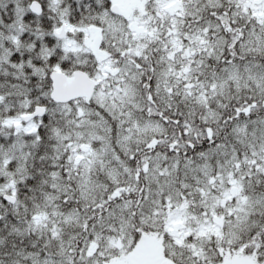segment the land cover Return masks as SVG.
I'll return each mask as SVG.
<instances>
[{"label":"snow or ice","instance_id":"1","mask_svg":"<svg viewBox=\"0 0 264 264\" xmlns=\"http://www.w3.org/2000/svg\"><path fill=\"white\" fill-rule=\"evenodd\" d=\"M184 15L204 43L175 77L159 48L127 51L112 0H0V264H122L142 233L163 234V264H264V0H186ZM87 25L102 59L65 46L83 48ZM73 74L91 94L59 101ZM154 112L166 126L151 144ZM228 174L240 196L210 205ZM189 201L187 226L212 206L219 231L181 243L162 218Z\"/></svg>","mask_w":264,"mask_h":264},{"label":"trees","instance_id":"2","mask_svg":"<svg viewBox=\"0 0 264 264\" xmlns=\"http://www.w3.org/2000/svg\"><path fill=\"white\" fill-rule=\"evenodd\" d=\"M116 0H112V3ZM124 4V9L119 10L116 14L118 18L115 21V27L117 29L123 27L125 35L130 33V40L133 43V47L128 49L132 55H139L144 49H150V55L155 53L156 49H160L159 55L165 57L167 63L166 67L168 71L173 72L175 77H180L182 73H187L190 66H193V60H198L201 56V47L203 41L197 44L194 39L190 38L188 31H182L187 29V24L183 23L186 19L184 12L186 8V0H154V5L146 7L149 4V0H121ZM150 7H154L156 11L153 13L150 11ZM89 28H95L93 25H87L82 29L84 36L86 30ZM71 27L66 32H74ZM83 36V45L81 48L76 44L74 40L65 42V46L69 51L74 54L78 52L92 53L98 59L105 57L104 49L101 47V42L104 39L100 35L95 39L92 47H89ZM162 110V109H161ZM26 114H19L21 120ZM30 119V118H29ZM145 122L148 121L147 117H140ZM151 121L158 124L156 129H149L146 138L151 144L158 143L157 136L161 130L165 128L164 118L155 113L151 118ZM9 126H16L14 119L8 121ZM176 135L179 136V130ZM141 139H144L143 137ZM87 143L81 145V149H87ZM83 161V157H77L73 155V162ZM163 160V156H161ZM175 161V158H172ZM175 168V164H173ZM211 171V169H209ZM123 179V177H121ZM11 177H9V181ZM135 180V176H133ZM208 183L212 184V177H207ZM226 183L220 185V192L218 198H212L211 204H218L220 208H223L226 202H230L234 197L240 196L241 186L233 183L230 174L226 176ZM203 195V193H202ZM242 202V201H241ZM189 203H181L179 207L172 208L170 211L166 209L165 216L162 218L164 222V231H167L170 235L176 238L177 242H183V240L192 235L193 231H197V235L203 236L207 233L216 234L219 231L220 217H217L213 211L212 206H209L208 211L212 216V222L204 221L203 223H197L196 228L188 227L187 221L189 218L195 220L196 217L193 211L189 210ZM198 211V209H196ZM32 209H29L31 212ZM163 234L159 237L156 233H142L141 240L137 242V246L132 249V252L125 255L121 253L120 260L122 264H163L164 247L161 243ZM129 244L131 243V237H129ZM233 264H242V258L239 256L233 257Z\"/></svg>","mask_w":264,"mask_h":264},{"label":"water","instance_id":"3","mask_svg":"<svg viewBox=\"0 0 264 264\" xmlns=\"http://www.w3.org/2000/svg\"><path fill=\"white\" fill-rule=\"evenodd\" d=\"M112 11L117 13L119 11V7L116 3H112ZM66 32V28L61 31V37L64 36ZM92 90V81H90L85 75L82 74H73L71 77H65L63 75H58L56 86H55V94L56 98L59 101L67 102L73 97L91 94ZM28 115L23 117L24 120L28 119Z\"/></svg>","mask_w":264,"mask_h":264},{"label":"rangeland","instance_id":"4","mask_svg":"<svg viewBox=\"0 0 264 264\" xmlns=\"http://www.w3.org/2000/svg\"><path fill=\"white\" fill-rule=\"evenodd\" d=\"M114 3H116L119 7L120 10L124 9V4H122V1L121 0H116ZM70 27L69 26H66V29H69ZM100 35V30L97 29V28H89L86 30V34L84 36V40L86 42V44L89 46V47H92L93 44H94V41L95 39ZM70 40L66 39L65 42H68ZM21 116H18V118L14 119V123L15 124H18V127H19V120H21ZM30 120V119H28ZM148 121H146L147 123ZM152 125H158L157 123L151 121ZM157 127H154V128H150V129H156Z\"/></svg>","mask_w":264,"mask_h":264}]
</instances>
